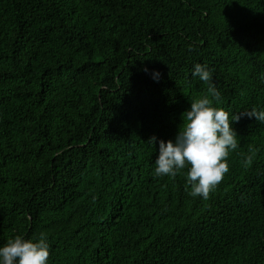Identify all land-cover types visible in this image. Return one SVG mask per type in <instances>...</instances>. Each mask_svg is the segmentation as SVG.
<instances>
[{
	"label": "trees",
	"instance_id": "trees-1",
	"mask_svg": "<svg viewBox=\"0 0 264 264\" xmlns=\"http://www.w3.org/2000/svg\"><path fill=\"white\" fill-rule=\"evenodd\" d=\"M196 63L225 110L264 107V0H0V245L44 233L48 264H264V123L233 122L207 199L187 165L154 174L207 92Z\"/></svg>",
	"mask_w": 264,
	"mask_h": 264
},
{
	"label": "clouds",
	"instance_id": "clouds-1",
	"mask_svg": "<svg viewBox=\"0 0 264 264\" xmlns=\"http://www.w3.org/2000/svg\"><path fill=\"white\" fill-rule=\"evenodd\" d=\"M152 75L159 79L161 73L153 70ZM191 75L208 85L207 92L190 99V108L182 114V123L175 137L159 140L154 174L175 177L187 165L186 189L190 186L191 196L207 199L229 171V152L238 147L233 122L238 121L241 115H247L264 123V107L230 113L220 106L221 92L212 82V70L207 64H194ZM259 79L264 82V72L260 73ZM155 140V137L151 139L154 144ZM49 247L44 233L34 238L16 234L0 245V264H48Z\"/></svg>",
	"mask_w": 264,
	"mask_h": 264
}]
</instances>
